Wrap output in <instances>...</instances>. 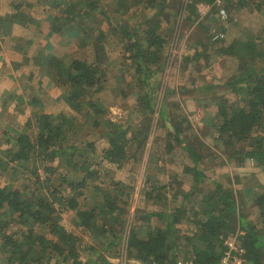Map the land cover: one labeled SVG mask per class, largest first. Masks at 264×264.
<instances>
[{
	"label": "rangeland",
	"instance_id": "374dc122",
	"mask_svg": "<svg viewBox=\"0 0 264 264\" xmlns=\"http://www.w3.org/2000/svg\"><path fill=\"white\" fill-rule=\"evenodd\" d=\"M77 1L0 0V30H5L7 27L10 31L8 40L1 43V50L10 48V44L15 45L16 42H23L22 46L29 45L27 39L15 36V32H18L21 27L25 28L24 35L26 33L27 37H33L34 41V46L30 44L24 53V56L27 55L30 59L28 62L26 58L28 65L25 69L30 82L27 89L29 97L23 103L24 107H21L23 104H16L19 108L18 112H24V116L27 112L25 110L29 108L30 117L14 122L13 126L10 125V130H5L0 122V187L19 188L28 193L29 187L33 191L38 188V186H31V183H35L32 182L35 177L43 182L50 179L41 191L52 202H57L60 197L68 199L78 193L86 195L87 190H94V188H96L95 191L100 192L99 190L103 188L102 194L94 191L95 194L93 193L90 197L86 196V205L93 208L95 202L91 197L100 195L104 198L106 193L116 194L118 200L114 216L120 214V221L122 217L124 218L122 221L124 228H119L115 232L118 233L119 246H112L111 242L115 236L111 233L106 234L101 230V232H96L94 228L77 226L76 214L72 211H63V214L59 216V222L64 231L72 233L75 241L78 240V252L84 264H91L95 260H97L96 264L104 262L111 264L112 261L114 264H124L125 260H121L122 247L127 242L130 231L136 229L143 237H146L161 226V220L158 217L152 216L148 219L147 216L160 212L170 213L179 206L182 200V197H174L177 189L173 190V187L175 182H178L176 180L182 178L183 166H193V163L181 147L176 146L174 151L169 153L166 146L169 132L172 129V121L186 119L183 121L186 136L188 135V140L194 141L195 149L202 158L201 168L210 179L201 187L203 194L210 195L212 189H215L212 183L223 184L234 192L236 206L245 214L246 221L236 218L232 226L227 228V232L225 231L223 241L225 242L228 238H237L240 241L245 235L244 227L249 225L264 237V217L255 207L256 192L259 191L258 188L264 181V167L262 169L253 158L248 157L251 148L247 143L236 142L232 146H227L224 140L218 139L219 133L216 130L218 122L216 116L219 110L227 107H240L244 104L243 94L232 92L227 86L228 81L241 72L243 60L223 55L219 49L237 40L255 42L257 46L247 52L249 54H246V59L250 61L252 67L264 71V0H250L249 6L246 7H237L239 0H222L220 7L216 4L217 10L209 6L210 9L206 12L201 11L199 9L201 4L195 2L197 11L195 17L190 20L188 11L190 8L188 9L187 6L191 4V0H167L163 3L160 9L163 8L168 14V20L162 23L168 40L167 61L158 75L161 85L156 91L157 100L150 139L143 151L135 153L134 147L133 151L129 152V160L122 163L111 162L104 157V150L109 147L105 138L108 125L128 123L131 127L128 137H131L132 133L141 126L143 116L137 111V93L132 87L124 84L132 80L133 70L123 58L124 48L118 39L120 33L110 32L107 21L99 16L100 20L95 21L94 26L107 35L103 43L109 80L106 89L96 95L93 101L98 102L103 113L96 115L93 114V110L88 112L86 109L82 112H74L75 110L63 98L46 99V102L41 101L43 105L38 108L41 112L45 108H51L49 115L58 123L66 120L74 122L75 129L67 135L70 138L68 143H73L76 149H85L90 157L91 155L94 157L92 170L99 173L98 177L90 179L86 189L80 187L78 191L72 192L70 185L64 181L68 179V181L79 183L83 178V173L80 169L67 168L65 158L59 159L60 161L56 159L53 162L49 155L45 156V161H42L44 164L39 160L36 161L37 165L33 164V166L27 163L13 165L9 162L11 159L8 157V151L17 150L13 138L20 134L34 136L37 133L30 123V119H33V110L26 106V103L33 100V95H31L33 94V71L39 69L36 63L33 67V55L46 47L49 55L72 54L74 58L88 59L91 62L94 60L93 44L78 46L79 41L76 40V34L68 32L66 28L61 35L53 34V29L61 23L53 24V19L62 15L57 10L50 9L54 6H68ZM100 1L101 6L104 5L109 9L107 4L110 0ZM181 2H185L184 7L180 6ZM227 2L231 3L232 7L228 8ZM134 5L136 1L132 0L128 3V12L125 13L122 10L118 13L120 16L115 13L118 17L114 20V24L116 25L119 21L127 27L137 29L143 23L145 16L151 17L157 11L155 8H143L144 4L140 7ZM221 7L227 11L229 16L227 21L220 18L218 11ZM115 9L111 8L110 11L113 13ZM27 28H29L28 31ZM221 34L224 37L220 41L215 40V37ZM2 35L5 36L4 33ZM2 35L0 34V37ZM194 51L201 55L195 63L188 61V57ZM13 68L17 70L20 66L13 65ZM74 118L78 120L75 121ZM5 131L9 132L8 135L4 134ZM262 133H264V124L260 130H257L255 136ZM88 146H93L95 152L93 153L94 150ZM48 167H53L51 168L53 170L47 171ZM187 177L186 179L189 180H184L182 188L189 191L192 187V176L189 174ZM97 187L100 189L98 190ZM163 195L166 197L164 198ZM82 200L83 198L79 197L81 205H83ZM207 204V201L199 202L197 198L191 203L192 206L195 205L197 212L203 211ZM222 207L224 208V205H221ZM56 208L57 211H61V208ZM102 223L104 221L99 226ZM177 229L178 238H173L172 243L175 252L178 251L177 260L185 262L189 259V253L186 251L187 237L193 236L194 233L196 235L197 228L196 225L183 223L178 225ZM15 231H17L16 225H11L4 230L7 234ZM102 256L104 260H100ZM6 257L7 253L0 250V264H14ZM55 260L56 258L53 261ZM130 261L129 264H142L138 260L131 259ZM16 264L20 263L16 262Z\"/></svg>",
	"mask_w": 264,
	"mask_h": 264
},
{
	"label": "trees",
	"instance_id": "16d2710c",
	"mask_svg": "<svg viewBox=\"0 0 264 264\" xmlns=\"http://www.w3.org/2000/svg\"><path fill=\"white\" fill-rule=\"evenodd\" d=\"M131 1L110 0L107 4L109 9L104 5L101 6L100 0H78L68 6L52 7L50 10H57L62 15L53 19V24L61 22L58 27L53 29V34L61 35L66 28L68 32L76 34V40L79 41L78 46L93 44L94 60L91 62L88 59L74 58L72 54L49 55L46 51L42 57L48 76L62 91L61 96L75 110L74 112H82L86 109L88 112L93 110V114L96 115L102 114L103 111L99 108L98 102L93 101V98L106 89L109 80L103 43L107 35L94 26L96 25L95 21H99V16H101L107 21L110 32L120 33L118 39L124 48L123 58L133 70L132 80L124 82V84L132 87L137 93V111L142 114L143 120H141V126L132 133L131 137H128L131 128L128 123H110L108 125L105 138L109 147L104 150V157L115 163L129 160V152H132L134 147L135 153L141 152L147 147L155 114L156 91L161 85L158 75L164 69L163 66L167 61L168 40L162 23L164 20H168V14L163 8L160 9L167 0H135L136 5L134 6L140 7L144 4L143 8H155L157 11L151 17L145 16L143 23L137 29L127 27L119 21L115 25L114 20L120 16L118 13L122 10L125 13L128 12V3ZM217 1L191 0V4L187 6L188 9L190 8L188 10L189 20L195 17L197 11L195 2L217 10L215 8ZM249 1L239 0L236 6H249ZM184 3L181 2L180 6L184 7ZM227 7H232V4L227 2ZM111 8H116V11L112 13ZM256 46L255 42L237 40L231 45H224L219 49L223 55L243 60L241 72L232 77L227 86L232 92L243 94L244 104L240 107H227L219 110V114L216 116L218 120L216 130L219 133L218 139L224 140L227 146H232L236 142L247 143L251 148L248 157L253 158L262 168L264 167V133L257 136L255 133L264 124V71L252 67L250 61L246 59V54H249L247 52L255 49ZM200 56V53L194 51L188 57V61L195 63ZM34 120L35 123H33V119H30V123L37 133L34 136L20 134L13 138L17 150L8 151V157L11 159L9 162L13 165L27 163L33 166V164L37 165L39 160L43 163L42 161L46 160L45 156L50 155L51 161L65 158L67 168L80 169L83 178L79 183L68 181V179H65L64 182L70 185L72 192L78 191L80 187L86 189L89 180L97 178L99 173L92 170L94 164L92 155L91 158L85 149H76L73 143H68L70 138L67 135L75 129L74 122L66 120L58 123L51 115L43 112L35 115ZM74 120L78 119L74 118ZM185 120L172 121V129L169 132L166 146L169 153L174 151L176 146L181 147L187 152L188 158L193 163V166H183L182 178L176 180L178 182H175L174 187L172 186L173 190L177 189L174 197H182V200L179 202V206L170 213L160 212L147 216L148 219L152 216L158 217L161 220V226L146 237H143L136 229L130 231L127 242L123 244L127 248L130 260H138L142 264L181 263L182 261L177 260L178 251L175 252L172 240L178 238V225L188 223L196 225L197 234L194 233L193 236L187 237L186 251L189 253V259L185 262L215 264L223 254V237L226 235L227 228L232 226L236 218L246 221L245 214L236 206L234 192L228 187L220 183H212L215 189H212L210 195L203 194L201 187L207 184L210 179L201 168L202 158L195 149L194 141L188 140V135L186 136L183 123ZM7 133L9 132L5 131L4 134L8 135ZM9 136L12 135L9 134ZM8 141L11 142L9 139ZM88 147L94 150L93 146ZM51 168L53 167H48L47 171H52ZM189 174L192 176V187L187 191L182 187L184 180H189L186 179ZM49 180L46 179L43 182L40 181V178L35 177V180L32 181L35 183H31V186H38V188L33 191L29 187L28 193L19 188L0 187V240L2 243L0 250L7 253L6 258H9L11 263L84 264L80 260L78 252V240L75 241V236L72 233H68L60 227L59 216L65 210L76 214L77 226L94 228L97 230L96 232L111 233L115 236L111 242L112 246H119L118 233L115 232L119 228H124V222H122L124 218L122 217V221H120V214L114 216L118 200L116 194L106 193L104 198H101L100 195L91 197L95 202L94 208L86 205V198L95 192L102 194L103 188L97 187L100 192L95 191L96 188H94V190H87L86 195L78 193L68 199L60 197L57 202H52L41 191L50 182ZM258 190L255 196V207L264 217V181ZM164 196L166 197V195ZM79 197L83 198V205H81ZM196 198L199 202H208L206 208L201 212H197L195 205H191ZM221 205H224V208H221ZM56 207L61 208V211H57ZM102 221L104 223L99 226ZM11 225H16L17 231L10 234L5 233L4 230ZM244 228L245 235L241 237L240 242L246 249L247 264H264V237L250 225ZM55 258L56 260L53 261ZM100 260H104V257L102 256ZM96 263L97 260L92 261L91 264Z\"/></svg>",
	"mask_w": 264,
	"mask_h": 264
},
{
	"label": "crops",
	"instance_id": "0c3cea01",
	"mask_svg": "<svg viewBox=\"0 0 264 264\" xmlns=\"http://www.w3.org/2000/svg\"><path fill=\"white\" fill-rule=\"evenodd\" d=\"M29 28H27L28 31ZM25 28H19L18 32H15V36L20 39H27L29 41L28 46H22L23 42L17 43L15 45L10 44V48L1 50L0 48V121L3 124V128L10 130V125L13 126L14 122H20L25 120V118L30 117V109L28 108L25 116L24 112H18V105L23 104L28 99L27 89L30 82L28 81L27 74L25 69L27 68V61L30 62V59L27 58V55L24 56L26 49L33 45V37H27L26 33L23 32ZM4 33L5 36L2 34ZM8 31L7 27L5 30H0V46L4 40H8ZM14 34V33H13ZM3 39V40H2ZM47 51V48L41 49L40 52L33 55V67L36 63L38 65V70L33 71V100L29 103H26L27 107H31L33 110V121L35 123L34 117L39 114L41 110L38 108L43 105L41 101L46 102V99H60L63 98L62 91H60L55 83L48 76L46 68L44 65L45 61L43 60V53ZM48 54V53H47ZM27 58V61H26ZM13 65H19L20 68L15 70ZM40 66H43L42 68ZM37 80V81H36ZM37 82V83H36ZM51 89V90H49ZM21 106V105H20ZM24 107V104L21 106ZM46 107V105H45ZM51 108H45L43 113L50 114Z\"/></svg>",
	"mask_w": 264,
	"mask_h": 264
},
{
	"label": "built area",
	"instance_id": "2783aa9c",
	"mask_svg": "<svg viewBox=\"0 0 264 264\" xmlns=\"http://www.w3.org/2000/svg\"><path fill=\"white\" fill-rule=\"evenodd\" d=\"M221 2L222 0L217 1V4L219 7H220ZM199 9H201V11L203 12H206L207 10L210 9V7L207 5L201 4ZM219 15L223 21H226L228 19L227 11L222 7L219 9ZM223 37H224L223 34L218 35L217 37H215V40H219ZM122 248L123 249H122L121 260H125L124 264L131 263L130 259L128 258L129 256H128V251H127L126 246L123 245ZM111 264H114L113 261ZM179 264H194V263L193 262H185V263L181 262ZM215 264H247V253H246L245 247L237 238L226 239L224 242L223 254L220 260Z\"/></svg>",
	"mask_w": 264,
	"mask_h": 264
}]
</instances>
